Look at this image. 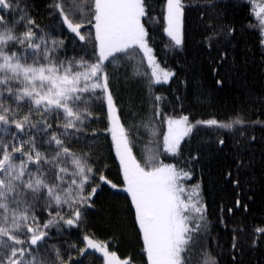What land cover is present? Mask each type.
<instances>
[{
	"label": "snow or ice",
	"instance_id": "1",
	"mask_svg": "<svg viewBox=\"0 0 264 264\" xmlns=\"http://www.w3.org/2000/svg\"><path fill=\"white\" fill-rule=\"evenodd\" d=\"M156 2L160 10L153 15L150 0H52V23L45 26L28 0H0V264H84L88 256L99 264H134L113 247L115 237L100 240L87 228L105 187L126 194L144 264H245L246 252L264 250V227H254L250 240L242 239L243 223L231 229L228 242L219 234L236 210L249 211L244 198L254 200L257 183L264 192V90L249 93L223 120L193 121L176 115L174 104L168 114L166 97L155 93L151 120L126 125L122 119L111 79L118 81L122 68L128 76L131 67V76L146 80L150 91L168 84L176 72L161 66L152 33L162 30L166 50L187 43L190 5ZM247 2L264 64V0ZM217 9L218 0H203L197 17V43L207 50L213 76L228 63L225 45L236 32ZM95 123L102 129L91 127ZM139 127L158 145L162 135L163 153L176 162L161 159L159 147L138 158L133 130ZM202 127L212 131L208 143L227 163L224 179L235 195L227 217L221 201L213 219L201 182L189 186L201 164L200 147L179 159L182 142L190 143ZM105 147L119 184L108 178L107 162L101 167Z\"/></svg>",
	"mask_w": 264,
	"mask_h": 264
},
{
	"label": "trees",
	"instance_id": "2",
	"mask_svg": "<svg viewBox=\"0 0 264 264\" xmlns=\"http://www.w3.org/2000/svg\"><path fill=\"white\" fill-rule=\"evenodd\" d=\"M33 6L32 14L37 18L41 25H50L49 5L52 0H28ZM153 3L155 12H159L160 4L156 0ZM186 5V20L188 24L187 43L183 50L165 49L167 37L162 30L155 29L152 33V46L154 47L157 59L162 67L176 72L168 84L153 85L150 91L146 83L129 84L119 83L112 86L113 94L116 87L123 90L122 102L119 103L121 116L126 125L139 124L141 118L147 117L151 120V96L153 93L163 95L166 100L163 102L168 114H173L172 105H175V114H188L195 120L216 118L223 120L232 112L234 105L247 98L249 93L255 96L256 93L264 90V64L261 63V49L258 47V32L250 27L255 24L254 18H249L250 6L247 0H218L217 11L223 18V22L235 27L236 32L232 39V45H225L229 51V61L221 68L219 76H213L206 56L207 50L198 45L201 39V31L197 27V17L203 7V0H184ZM72 45L69 43L68 54H72ZM212 55H216L214 51ZM139 59V58H137ZM231 65V66H230ZM222 79V85H217L215 80ZM186 81L187 83H182ZM199 85V87H197ZM132 92V93H131ZM183 99L176 101L175 97ZM123 102L125 104H123ZM171 102V103H169ZM181 104L183 109H181ZM257 107H259L257 105ZM255 118V117H254ZM153 127H160L159 121L152 122ZM91 127L102 129V123L92 124ZM135 138V155L139 158L143 146H147L151 151L156 152L159 147L160 158L166 163H175L176 160L163 153L162 135L159 137V145L156 137L143 127L133 130ZM215 137L208 128H201L191 139V142H182V156L179 159H187L190 150L198 146L201 149V164L197 166L195 175L190 181L191 184L202 183L204 196L209 205V213L215 218L221 201L225 206V215L228 216L226 208L234 206L235 195L231 185L225 182L224 177L228 168L225 157L222 153H214L210 140ZM101 143L104 141L101 139ZM83 147V145H77ZM228 149H225L227 152ZM105 161H101V167L105 162L108 163L107 176L113 182L120 183L118 168L108 157V149L104 148ZM255 192L254 200H247L249 211L244 213L242 209L236 210L235 214L229 219L228 230L219 229L222 242L230 241L231 229L243 223L247 231L242 235V239L250 240L251 232L254 227H264V192L260 190L257 183L253 189ZM249 195L252 191H249ZM87 228L93 232L95 237L100 240H116L113 247L118 244V251L122 256L131 255L134 264H144L141 257V242L137 235V229L133 226V215L129 211L127 196L118 190L105 187L96 197V207L90 210ZM71 238L77 239V234L73 230ZM223 258L227 259L224 253ZM245 264H264V250L257 249L254 252H246L243 257ZM84 264H99L94 256L84 259Z\"/></svg>",
	"mask_w": 264,
	"mask_h": 264
},
{
	"label": "rangeland",
	"instance_id": "3",
	"mask_svg": "<svg viewBox=\"0 0 264 264\" xmlns=\"http://www.w3.org/2000/svg\"><path fill=\"white\" fill-rule=\"evenodd\" d=\"M116 63L118 65L119 62H116ZM112 70H114V69L110 68V71H112ZM127 71L129 73L128 76L124 75L125 69H123V68L120 69V72L118 74L119 75V80L117 81V79L115 77H113L111 79V88H112V86L114 84H119V83H124V84L125 83H129V84H135V85H136V83H138L137 86H140V84L146 83V85H148L146 80L137 79L134 76H131V71H132L131 67H128ZM120 89H121L120 87H116V91L114 92V97L116 98V101H117L118 106L120 105L119 103H121L122 100H123L122 95L120 94V92L123 93V90L120 91ZM123 104H125V103L123 102ZM152 152L153 151H151L149 147L143 146L142 149H141V155H140L139 158L140 159H143L146 155H148V154H150Z\"/></svg>",
	"mask_w": 264,
	"mask_h": 264
},
{
	"label": "flooded vegetation",
	"instance_id": "4",
	"mask_svg": "<svg viewBox=\"0 0 264 264\" xmlns=\"http://www.w3.org/2000/svg\"><path fill=\"white\" fill-rule=\"evenodd\" d=\"M257 2H259V0H257Z\"/></svg>",
	"mask_w": 264,
	"mask_h": 264
}]
</instances>
